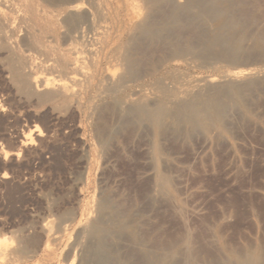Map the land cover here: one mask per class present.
<instances>
[{
  "label": "rangeland",
  "instance_id": "1",
  "mask_svg": "<svg viewBox=\"0 0 264 264\" xmlns=\"http://www.w3.org/2000/svg\"><path fill=\"white\" fill-rule=\"evenodd\" d=\"M5 1L0 22L31 58V77L66 80L76 43L94 78L74 87L76 100L45 104L17 92L0 51V238L9 252L0 264H209L201 256L210 250L222 264H264V0ZM72 3L88 14L69 15ZM244 9L255 16L242 18ZM77 26L88 41L71 35ZM102 26L103 47L93 40ZM34 124L42 136L25 148ZM16 150L19 158H4Z\"/></svg>",
  "mask_w": 264,
  "mask_h": 264
},
{
  "label": "bare ground",
  "instance_id": "2",
  "mask_svg": "<svg viewBox=\"0 0 264 264\" xmlns=\"http://www.w3.org/2000/svg\"><path fill=\"white\" fill-rule=\"evenodd\" d=\"M2 3H3V0H0ZM11 1V0H10ZM14 1H17V0H14ZM82 1V0H81ZM121 1V0H120ZM154 1H156V0H154ZM0 2V3H1ZM5 2H8L7 0L5 1ZM22 2V1H21ZM44 2H49L48 0L47 1H44ZM85 2L87 3V1H84V4H85ZM145 2H149V0H146ZM162 2V1H161ZM1 3V4H2ZM9 3H11V2H9ZM9 3H7L8 4V7L10 8L11 6H9ZM18 3H19V1H18ZM18 3H17V6H18ZM50 3H51V1H50ZM49 3V4H50ZM108 3H109V1H108ZM112 3V2H111ZM141 3V2H140ZM158 5H160V2H159V0H158ZM4 4V3H3ZM6 4V5H7ZM61 4V3H60ZM114 4V3H113ZM149 4H151V2L149 3ZM155 4H157L156 2H155ZM13 5V4H12ZM48 5V4H47ZM62 5V4H61ZM86 5V4H85ZM90 5V4H89ZM123 5V4H122ZM154 5V4H153ZM2 6H4V5H2ZM14 6V5H13ZM44 6H46V5H44ZM50 6H51V4H50ZM64 6V5H63ZM91 6H92V4H91ZM121 6V5H120ZM146 6H148V8H150L149 10H151V7H149V5H146ZM156 5H154V7H155ZM25 7V6H24ZM96 7V6H95ZM114 7H116V6H114ZM18 8V7H17ZM16 8V9H17ZM69 9H67L66 11H68L69 10V15H73L74 16V14L76 13L78 16H81L82 17V15H79V11L80 10H82V11H84L85 13V15H87L86 14V9H82L83 8V6L81 5V3L80 4H78V3H72V5L71 6H69L68 7ZM97 8V7H96ZM111 8V7H110ZM116 8H118V7H116ZM11 9H12V7H11ZM8 10V11H13V9L12 10ZM15 9V10H16ZM28 9H29V7H28ZM123 9V8H122ZM127 9V8H126ZM5 10H7L6 8H5ZM21 10V9H20ZM103 10H104V8H103ZM106 10H107V8H106ZM142 10V9H141ZM16 11H18V10H16ZM53 11H55V10H53ZM81 11V12H82ZM93 11V10H92ZM109 11V10H108ZM119 11V10H118ZM117 11V12H118ZM126 11V10H125ZM147 11V10H146ZM11 12H10V14H11ZM21 12V11H20ZM28 12V11H27ZM89 12V11H88ZM121 12V11H120ZM138 12V11H137ZM136 12V13H137ZM149 12V11H148ZM147 12V13H148ZM8 13V12H7ZM17 13V12H16ZM53 13V12H52ZM90 13V12H89ZM98 13H100L99 11H98ZM125 13V12H124ZM123 13V14H124ZM13 14H14V12H13ZM63 14H64V12H63ZM104 14H105V11H104ZM110 14V13H109ZM112 14V13H111ZM110 14V15H111ZM121 14H122V12H121ZM128 14H129V11H128ZM128 14H125L126 15V18H127V15ZM16 15H19V11H18V14H16ZM30 15V14H29ZM99 15V14H98ZM106 15V14H105ZM114 15V14H113ZM137 15V14H136ZM136 15H134V17L136 16ZM12 16V15H11ZM21 16V15H20ZM55 16V15H54ZM62 16V15H61ZM90 16V15H89ZM101 16H103V15H101ZM138 16V15H137ZM240 16L243 18V16L245 17V18H247V17H249L250 19H252V16H255V15H249L248 13H247V10L246 9H244V10H242L241 11V13H240ZM2 17V16H1ZM19 17V16H18ZM17 17V19H19V18H21L22 19V17H19L18 18ZM57 17V16H56ZM95 17V16H94ZM99 17V16H98ZM115 17V16H114ZM121 17V16H120ZM140 17V16H139ZM6 18H7V16H6ZM60 19H61V17H59ZM65 18V17H64ZM64 18H62L63 19V22H62V19L60 20L61 22H62V24L64 23L65 24V22H64ZM77 18V17H76ZM78 18H80V17H78ZM84 18H86V17H84ZM90 18V17H89ZM102 18V17H101ZM116 18V17H115ZM125 18V19H126ZM16 19V20H17ZM19 20V21H24V19L23 20ZM70 19H71V17H70ZM88 19V18H87ZM95 19H97V18H95ZM104 19V18H103ZM107 19V18H106ZM110 20H111V18H109ZM117 19V18H116ZM122 20H123V18H121ZM140 19V18H139ZM4 20V19H3ZM29 20H30V18H29ZM32 20V19H31ZM35 20V19H34ZM59 20V19H58ZM80 20V19H79ZM109 20V21H110ZM121 20V21H122ZM129 20V19H128ZM137 20V21H136ZM136 22L138 23H140L141 22V20H139L138 21V19L136 18ZM4 21H7V20H4ZM8 21H9V18H8ZM18 21V20H17ZM74 21V20H73ZM81 21H82V19H81ZM85 21H86V19H85ZM89 21V20H88ZM87 21V22H88ZM97 21V20H96ZM120 21V20H119ZM133 21V20H132ZM131 21V22H132ZM83 22V21H82ZM91 22V21H90ZM89 22V23H90ZM99 22L101 23V21L99 20ZM102 22H103V20H102ZM105 22H107L106 24H108V20L107 21H105ZM127 22V21H126ZM136 22H134V23H136ZM143 22V21H142ZM17 23V22H16ZM22 23V22H21ZM21 23H18V24H21ZM86 23V22H85ZM92 23H93V21H92ZM115 23V22H114ZM113 23V24H114ZM124 23H125V21H124ZM137 24V26L139 27V25L140 26H145V27H147L146 26V22H145V24ZM23 24V23H22ZM21 24V25H22ZM76 24H79L78 22L76 23ZM80 24H82L81 22H80ZM79 24V25H80ZM106 24H105V26H106ZM118 24V23H117ZM32 25H34V24H32ZM38 25V24H37ZM83 25V24H82ZM86 25H88V24H86ZM85 25V27H87ZM101 25H104L103 23L101 24ZM130 25V24H129ZM134 25V24H133ZM132 25V26H133ZM10 25H6V27H5V25H4V27H3V24H2V21L0 22V51H3V53H5V55H6V57H5V62H3V63H6V69H7V71H5V73L7 72V74L9 73L10 75H9V77L11 76V78H12V80L11 81H13V84H14V86L17 88V92H19V93H21V95H25V96H35V97H33V98H35V100H38L39 102H46L45 104H47V102H54V100H61L64 104L66 103V101H68V99H72V101H74V100H76V98H77V94L79 93L78 91H76L75 90V88L74 87H77V86H79V84L81 83L82 85H83V81L82 80H85V79H87V78H94V74H93V72H91L92 70H91V68L89 67V66H87V69H85V67L84 66H86V65H84V63H86L85 62V60L87 61V59H86V56L88 55V52H86L87 53V55H86V53L85 54H83L82 55V50H80L81 48H82V46H77L76 47V45H79V44H74L73 42H74V40H73V44L75 45V46H72L69 50H70V57H69V63L67 64L68 66H67V69H70L71 70V74H69L70 76L68 77V74L66 73V80H64V81H62V80H55V79H52V78H49V77H47V76H35V77H31L30 75H32V74H30L29 75V73H28V70L29 69H27V68H29L28 67V64H27V58H30L29 56L28 57H26L25 55L23 56V55H21V56H19L18 54H17V51L15 50V46L13 45V43L10 41V37H8V35L9 34H6V32L4 31V28H5V30L7 29H10L11 27H9ZM20 26V25H19ZM63 26V25H62ZM89 26V25H88ZM93 26V25H92ZM100 26V25H99ZM105 26H102V27H100V28H98V30L96 31V38H90V39H93L94 40V45L96 44V46H97V44H99V45H101L102 47L103 46H106L107 44H108V42H107V39H106V37L104 36L106 33H107V31H106V28H105ZM118 26H120V25H118ZM132 26H130V27H132ZM136 26V25H135ZM135 26H134V29H136L135 28ZM22 27H23V25H22ZM25 27H27V25H25L24 27H23V29L25 28ZM45 27V26H44ZM64 27V26H63ZM72 27V26H71ZM71 27H69V28H71ZM83 27V26H82ZM82 27H80V26H77V27H75V29H74V31H72L71 33H73V34H71V35H73V37H74V39H77V38H81L82 36H83V34L84 33H86L84 30V28H82ZM91 27V26H90ZM94 27V26H93ZM144 27V28H145ZM15 28H17V27H15ZM20 28V27H19ZM66 28H67V26H66ZM108 28H109V26H108ZM140 28L141 27H139V29H137V30H139V31H143V28L140 30ZM149 28H150V26H149ZM148 28V33L150 32L149 29ZM32 29V28H31ZM87 29H89L88 27H87ZM113 29V28H112ZM125 29V28H124ZM128 29V28H127ZM132 29V28H131ZM131 29H129L130 30V32H131ZM18 30H20V29H18ZM17 30V31H18ZM26 30V29H25ZM25 30L24 31H22V32H20V33H22L21 35H23V33H24V35H25ZM64 30L66 31V29L64 28ZM93 30V29H92ZM115 29H113V31H114ZM122 30H123V28H122ZM129 30H128V32H129ZM133 30V29H132ZM146 30V29H145ZM145 30H144V32H145ZM35 31H37V30H35ZM34 31V32H35ZM56 31V30H55ZM121 31V30H120ZM119 31V32H120ZM126 31V30H125ZM16 32V31H15ZM92 32V31H91ZM124 32V31H123ZM130 32H129V34H130ZM135 31H133V33H134ZM137 32V31H136ZM135 32V33H136ZM8 33V32H7ZM20 33H19V36H17V37H20L21 35H20ZM27 33V32H26ZM60 33V32H59ZM92 33H94V32H92ZM134 33V34H135ZM146 33V32H145ZM147 33V34H148ZM152 33H153V31H152ZM16 34V33H15ZM15 34L13 35L14 37H15ZM31 34V33H30ZM42 34V33H41ZM44 34V33H43ZM64 34H66V33H64ZM64 34H61V35H64ZM113 34H114V32H113ZM118 34V33H117ZM117 34H115V35H117ZM125 34V33H124ZM127 34V33H126ZM154 34V33H153ZM12 35V34H11ZM24 35H23V37H24ZM28 35V34H27ZM33 35V34H32ZM67 35V34H66ZM91 35H93V34H91ZM133 34H131V36H132ZM26 36V35H25ZM30 36V35H29ZM48 35L46 34V37H47ZM52 36V35H51ZM90 36V35H89ZM95 36V35H94ZM114 36V35H113ZM127 36V35H126ZM28 37V36H27ZM26 37V38H27ZM37 37V36H36ZM34 37V36H31V39L30 38H28V39H30L29 41H30V43H31V45L32 46H34L35 48H37L39 51H41V48H40V45L42 46V44H39V37ZM65 38L67 37H69V35H67V36H64ZM85 37V36H84ZM86 37H87V35H86ZM86 37L84 38L85 40H87L86 39ZM108 37V36H107ZM115 37V36H114ZM22 38V37H21ZM50 38V37H49ZM111 38H112V36H111ZM117 38V37H116ZM116 38H115V40H116ZM120 38V37H119ZM127 38H129V39H132L133 40V36L132 37H127ZM53 39V38H52ZM61 39V38H60ZM83 41H84V39L83 38H81ZM80 39V40H81ZM25 40H27V39H25ZM41 40V39H40ZM58 40V39H57ZM93 40H91V41H93ZM109 40V39H108ZM113 40V39H112ZM114 40V41H115ZM128 40V39H127ZM22 41H24V40H22ZM48 41V40H47ZM68 41H71L70 39H68ZM88 41V40H87ZM90 41V40H89ZM46 42V41H45ZM64 42H66V41H64ZM64 42H63V44H64ZM125 41H123V42H121V43H124ZM131 42V41H130ZM26 44L27 43H29V42H25ZM29 43V44H30ZM57 43V42H56ZM59 43V42H58ZM90 42H88L87 44H89ZM126 43V42H125ZM124 43V44H125ZM29 44H27V45H29ZM62 44V45H63ZM131 44V43H130ZM130 44H128L129 45V47H127V44L126 45H123V46H126L127 48L126 49H128V48H130L131 46H130ZM92 46V47H95V49H96V46ZM114 45V44H113ZM115 45H116V43H115ZM121 45V46H122ZM18 46V45H17ZM68 46H71V44L70 45H68ZM89 46L90 45H88V48H89ZM119 46V45H118ZM117 46V47H118ZM61 47V46H60ZM80 49H79V48ZM91 47V46H90ZM112 47V46H111ZM19 48H21V47H19ZM43 48V47H42ZM84 48H85V46H84ZM83 48V49H84ZM88 48H87V51H88ZM115 48V47H114ZM120 48V47H119ZM122 48V47H121ZM120 48V49H121ZM56 50H57V48H55ZM86 49V48H85ZM84 49V50H85ZM110 49V48H109ZM113 49V48H112ZM116 49V48H115ZM119 49V50H120ZM125 49V48H124ZM93 51V49H90L89 50V56L88 57H90L91 55V53H93L92 52ZM104 51V50H103ZM112 51V50H111ZM110 51V52H111ZM43 52V51H42ZM60 52H61V50H60ZM106 52V51H105ZM84 53V52H83ZM95 53V52H94ZM93 53V54H94ZM113 53V55H114V52H112ZM31 54V53H30ZM43 54V53H42ZM108 54V53H107ZM110 54V53H109ZM116 54V53H115ZM3 55V54H2ZM2 55H1V57H2ZM112 55V56H113ZM123 55H125V54H123ZM122 55V57H121V60H124L125 59V57ZM40 56V55H39ZM43 56V55H42ZM45 56V55H44ZM43 56V57H44ZM96 56H97V53H96ZM119 56H120V54H119ZM118 55H117V59H119L120 57H119ZM38 57V56H37ZM42 57V58H43ZM48 57V56H47ZM46 57V58H47ZM49 57H50V54H49ZM52 57H53V54H52ZM55 57V56H54ZM93 56H91V58H92ZM115 57V56H114ZM45 58V57H44ZM51 58V57H50ZM95 58V57H94ZM99 58H101V57H99ZM107 58V57H106ZM105 58V59H106ZM116 58V57H115ZM115 58H113V60H115ZM122 58H124V59H122ZM1 59H4V57L3 58H1ZM31 59V58H30ZM33 59V58H32ZM35 59V58H34ZM53 59V58H52ZM51 59V60H52ZM57 59V58H56ZM55 59V60H56ZM111 59H112V57H111ZM29 60V59H28ZM38 60V59H37ZM46 60V59H45ZM95 60V59H94ZM93 60V61H94ZM101 60V59H100ZM113 60H112V62H113ZM126 60H127V58H126ZM33 61V60H32ZM103 61V60H102ZM115 61H117V60H115ZM114 61V62H115ZM125 61V60H124ZM58 62V61H57ZM101 62V61H100ZM104 62V61H103ZM111 62V61H110ZM113 62V63H114ZM127 62V61H126ZM3 63H1V64H3ZM30 63V62H29ZM41 64H42V61L40 62ZM44 63V62H43ZM46 63V62H45ZM48 63V62H47ZM55 63V62H54ZM102 63V62H101ZM105 63V62H104ZM103 63V64H104ZM113 63H109L111 66H113L112 64ZM124 63V62H123ZM36 64V63H35ZM57 63H55V65H56ZM89 64V63H88ZM103 64H102V66H103ZM108 64V63H107ZM121 63H120V60H119V65H120ZM127 64V63H126ZM44 65V64H43ZM54 65V64H53ZM84 65V66H83ZM115 65V64H114ZM117 65V64H116ZM124 65H125V63H124ZM123 65V66H124ZM94 66V65H93ZM97 66V65H96ZM101 66V67H102ZM106 66V65H105ZM111 66H109L108 65V67L107 68H110V70H111ZM34 67V66H33ZM49 68H50V65L48 66ZM56 67V66H55ZM54 67V68H55ZM61 67H62V65H61ZM114 67V66H113ZM126 67V66H125ZM34 68H37V67H34ZM33 68V69H34ZM46 68V67H45ZM63 68V70L65 69L66 70V66H63L62 67ZM88 68H90L89 70H91L90 72L88 71ZM99 68H100V66H99ZM1 69V68H0ZM3 69V68H2ZM46 69H48V68H46ZM56 69V68H55ZM93 69V68H92ZM96 69V68H95ZM101 69V68H100ZM99 69V70H100ZM103 69V68H102ZM4 70V69H3ZM49 70V69H48ZM48 70H46V71H48ZM87 70V71H86ZM107 70H109V69H107ZM109 70V71H110ZM126 70V69H125ZM261 70V69H260ZM38 72H39V70H37ZM45 70L43 69V72H44ZM35 72V71H34ZM42 72V73H43ZM51 72V71H50ZM54 71H52V73H53ZM61 72V71H60ZM99 72V71H98ZM103 72V71H102ZM110 72H112V73H110V75L111 74H114V72L111 70ZM238 72V71H237ZM4 73V72H3ZM3 73H2V75H3ZM45 73V72H44ZM43 73V74H44ZM46 73H48V72H46ZM45 73V74H46ZM59 72H56V74H58ZM62 73V72H61ZM107 73V72H106ZM104 74L105 76L106 75H109V74ZM240 73V72H239ZM239 73H238V75H239ZM1 74V73H0ZM34 74V73H33ZM54 74V73H53ZM53 74H51V73H49V75H53ZM63 74V73H62ZM65 74V73H64ZM64 74L62 75L63 76V78H65V76H64ZM231 74V73H230ZM229 74V75H230ZM35 75H37V73L35 74ZM47 75V74H46ZM58 75H60L61 76V74L59 73ZM95 75H97V74H95ZM227 75V74H226ZM232 75V74H231ZM230 75V76H231ZM233 75H234V73H233ZM233 75L231 76V77H233ZM54 77H55V75H53ZM57 76V75H56ZM98 76V75H97ZM228 76V75H227ZM3 77V76H2ZM4 77H6V74H5V76ZM107 77H109V76H106V78L105 77H103V76H101V78H103V79H106L107 80ZM56 79H57V77H55ZM97 78V77H96ZM115 78V77H114ZM114 78L112 77V79L114 80ZM6 79V78H5ZM10 79V78H9ZM8 80V79H7ZM88 80V79H87ZM90 80V79H89ZM108 80H110V78L108 79ZM96 81V80H95ZM98 81V80H97ZM102 81V80H101ZM101 81H100V83H101ZM103 81H105V80H103ZM102 81V82H103ZM91 82H92V80H91ZM90 82V83H91ZM99 82V81H98ZM97 82V83H98ZM108 82V81H107ZM119 82V81H118ZM118 82H117V84H118ZM97 83H96V85H97ZM114 83V82H113ZM11 84H12V82H11ZM87 84V83H86ZM86 84H84V85H86ZM89 84V83H88ZM99 84V83H98ZM83 85V86H84ZM96 85H95V87H96ZM112 85H114V84H112ZM13 86V87H14ZM81 86V85H80ZM79 86V88H80V90H81V87ZM88 86V85H87ZM87 86L85 87V89L87 88ZM98 86V85H97ZM105 86H106V84H105ZM117 86V85H116ZM116 86H114V87H116ZM14 87V88H15ZM94 87V86H93ZM94 87V88H95ZM99 87V86H98ZM78 88V87H77ZM89 88V87H88ZM83 90V91H86V90ZM78 90V89H77ZM93 90H96V89H93ZM100 89H98V91H99ZM102 90V89H101ZM87 91H89V90H87ZM106 91V90H102L101 91V93H104V92ZM78 92V93H77ZM108 91H106L105 93H107ZM23 93V94H22ZM100 93V92H99ZM100 93V94H101ZM81 94V93H80ZM88 94V93H87ZM219 93H215L213 96H214V98H216V99H220V96L218 95ZM23 95V96H24ZM84 95V94H83ZM102 95V94H101ZM80 96H82V95H80ZM212 96V97H213ZM26 97V98H27ZM85 97V96H84ZM32 98V97H31ZM75 98V99H74ZM211 98V97H210ZM28 99V98H27ZM74 99V100H73ZM60 101V102H61ZM71 101V102H72ZM77 101H79V100H77ZM208 102H209V100H207ZM207 101H205V104L206 105H208L206 102ZM224 101V100H223ZM223 101H221V103H223ZM56 102V101H55ZM69 102H70V100H69ZM80 102V101H79ZM215 102V101H214ZM56 103H58V102H56ZM62 103V104H63ZM75 103V102H74ZM53 104V103H52ZM52 104L50 105V106H52ZM61 104V105H62ZM69 104V103H68ZM68 104H66V105H68ZM73 104V103H72ZM75 104H78V102L77 103H75ZM212 104V103H211ZM202 105V104H201ZM200 105V106H201ZM204 105V104H203ZM65 105H62V108H64V109H66L65 107H64ZM70 106H71V103H70ZM78 106V105H77ZM209 106V105H208ZM0 107H2V106H0ZM60 107V106H59ZM202 108L200 109L201 110V112H202V109H203V106H201ZM205 107H207V106H205ZM74 108V107H73ZM213 108V107H212ZM59 109V108H58ZM205 109V108H204ZM203 109V110H204ZM1 110V109H0ZM60 110V109H59ZM207 110V112L208 113H210L209 112V110L208 109H206ZM74 111V110H73ZM213 111V110H212ZM72 112V111H71ZM198 113V112H197ZM196 113V114H197ZM199 115H200V112H199ZM201 115H206V113L204 114L203 112H202V114ZM200 117V116H199ZM28 130V129H27ZM24 134V133H23ZM26 134V133H25ZM35 136L36 138L37 137H41L42 136V131H41V129L37 126V125H33L32 126V128L31 129H29L28 131H27V134L24 136V141H20L19 143L20 144H22L23 146H25V145H30L31 144V142H32V137L31 136ZM35 139V138H34ZM18 141V140H17ZM15 144V143H14ZM35 144V143H34ZM28 145V147L30 148V146ZM20 146V145H19ZM32 146V145H31ZM21 148V147H20ZM19 148V149H20ZM25 148H26V146H25ZM33 148V147H32ZM18 150V149H17ZM17 150H16V152L15 153H9V152H4V158H6L7 156H16V157H20V155H19V152H17ZM33 150H35V149H33ZM28 151V150H27ZM20 154H21V152H20ZM4 179H5V177H4ZM45 226L46 225H49V224H44ZM43 225V226H44ZM40 226H42V225H40ZM42 226V228H41V230H42V233L44 232V231H48V229L47 230H45L46 228H47V226H46V228L44 229V227ZM48 228H49V226H48ZM51 230V229H50ZM49 230V231H50ZM48 231V232H49ZM45 232V233H46ZM41 233V232H40ZM44 233V234H45ZM50 233H51V231H50ZM53 234V233H52ZM28 235V234H27ZM33 235V234H32ZM64 235H66V233H64ZM36 236V235H35ZM35 236H33V237H35ZM32 237V238H33ZM37 237V236H36ZM3 238V239H2ZM2 238H0V258H7V257H5V256H7V253H9V252H7V247H8V244H5V240L7 241V239L5 238V237H2ZM28 238H31L30 237V235H29V237ZM27 238V239H28ZM5 239V240H4ZM18 239V238H17ZM21 239V238H20ZM24 239H25V237L23 236V241H24ZM37 239H38V237H37ZM31 240V242H32V240L33 239H30ZM41 241V239H38V240H33V243H34V241ZM176 239L174 238V239H171V240H168L167 242H164V243H162V242H154V241H156L155 239H154V241H153V239H152V241L155 243L154 245L155 246H161V245H165V246H167V245H169V244H171V243H173V241H175ZM27 241H29V240H27ZM39 241V242H40ZM43 241V240H42ZM41 241V242H42ZM8 242H9V240H8ZM13 243V242H12ZM20 243V242H19ZM19 243H17V244H19ZM22 243V242H21ZM25 244H28V243H25ZM37 243L35 242V244L33 245V246H35ZM99 244H100V242H99ZM7 245V246H6ZM9 245H11V244H9ZM30 245V244H29ZM38 245V244H37ZM41 245H42V243H41ZM41 245H40V247H41ZM13 246V245H12ZM10 247V249L11 248H14L15 250H16V247ZM16 246V245H15ZM18 246V245H17ZM19 246H24L23 244L22 245H19ZM19 246H18V250L17 251H19ZM26 246V245H25ZM28 248H29V246H27ZM26 247V248H27ZM37 247H39V246H37ZM36 247V248H37ZM25 248V247H24ZM35 248V247H34ZM34 248H31L32 250L34 249ZM36 248H35V250L34 251H36ZM100 248V247H99ZM22 249L23 248H21V251H22ZM101 249V248H100ZM26 251L28 250V249H25ZM24 250V251H25ZM97 250H98V247H97ZM210 250V249H209ZM20 251V252H21ZM24 251H22L21 253L22 254H24ZM34 251H32V252H34ZM101 251H103L102 249L98 252V253H100ZM16 252V251H15ZM29 251H27L26 253H28ZM31 252V253H32ZM211 252V250L209 251V254L208 253H205V254H203L201 257L203 258V259H206L207 261H208V263L209 264H222V260H221V258L217 255V254H214V253H210ZM11 253V252H10ZM36 253V252H35ZM29 254V253H28ZM34 254V253H33ZM103 254V253H102ZM102 254H100V255H102ZM30 255H32V254H30ZM40 255V254H39ZM96 255V254H95ZM98 256H99V254H97ZM28 256V255H27ZM26 256V257H27ZM32 257V256H31ZM95 257V256H94ZM100 257V256H99ZM131 257L133 258L134 256H133V254L131 253ZM20 258V257H19ZM28 258H30L29 256H28ZM9 260L11 259V258H8ZM18 260V259H17ZM11 261V260H10ZM20 261V260H19ZM24 262L26 261V260H23ZM254 262V261H253ZM256 262V261H255ZM136 264H138L137 262H135ZM23 264V263H22ZM229 264V263H228ZM250 264H253L252 262L250 263Z\"/></svg>",
  "mask_w": 264,
  "mask_h": 264
},
{
  "label": "water",
  "instance_id": "3",
  "mask_svg": "<svg viewBox=\"0 0 264 264\" xmlns=\"http://www.w3.org/2000/svg\"><path fill=\"white\" fill-rule=\"evenodd\" d=\"M242 24H244V23H242ZM244 26H246V25L244 24ZM244 26H243V27H244Z\"/></svg>",
  "mask_w": 264,
  "mask_h": 264
}]
</instances>
